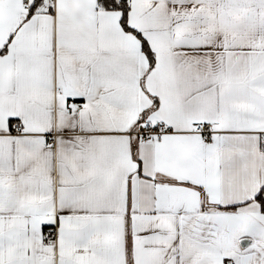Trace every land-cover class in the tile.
Instances as JSON below:
<instances>
[{
	"label": "snow or ice",
	"instance_id": "snow-or-ice-1",
	"mask_svg": "<svg viewBox=\"0 0 264 264\" xmlns=\"http://www.w3.org/2000/svg\"><path fill=\"white\" fill-rule=\"evenodd\" d=\"M0 264H264V0H0Z\"/></svg>",
	"mask_w": 264,
	"mask_h": 264
}]
</instances>
